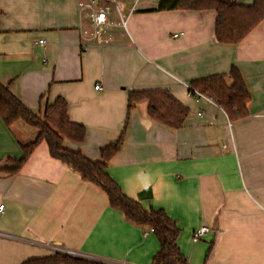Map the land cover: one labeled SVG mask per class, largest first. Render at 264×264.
<instances>
[{
	"label": "crops",
	"instance_id": "crops-1",
	"mask_svg": "<svg viewBox=\"0 0 264 264\" xmlns=\"http://www.w3.org/2000/svg\"><path fill=\"white\" fill-rule=\"evenodd\" d=\"M88 1L0 0V80L12 81L33 110L65 97L70 118L87 128L83 143L67 145L92 159L125 130L108 172L145 209L162 208L178 222L190 264H264V20L240 43H220L215 10L151 11L160 0H115L119 13L101 0L110 6L112 40L86 42L90 9L79 3ZM233 66L251 94L249 114L238 121L187 87ZM153 88L169 89L189 107L181 128L152 119L147 101L128 111L130 90ZM28 126L8 127L0 117V167L23 155ZM2 204L0 264H23L57 247L107 263L152 264L160 249L148 226L113 208L46 141L17 173L0 170ZM201 225L210 231L194 241Z\"/></svg>",
	"mask_w": 264,
	"mask_h": 264
},
{
	"label": "trees",
	"instance_id": "trees-1",
	"mask_svg": "<svg viewBox=\"0 0 264 264\" xmlns=\"http://www.w3.org/2000/svg\"><path fill=\"white\" fill-rule=\"evenodd\" d=\"M176 9L215 10L217 17L214 35L220 43H240L264 20V0H252L249 4L238 0H160L158 6L151 11ZM11 83L12 81L0 80V117L8 127L23 122L36 127L38 131L32 141L22 145L23 155L20 158L9 157L6 165L0 167V170L9 174L17 173L34 149L42 141H46L50 154L79 172L85 181L103 189L113 208L120 210L133 223L153 229L160 242V249L152 264H190L178 244L181 233L178 222L162 208L145 209L138 200L127 196L108 172L109 162L122 148L125 130L117 140L100 148L99 158L92 159L80 148L67 145L68 141L83 143L86 140L87 128L70 118L69 103L65 97L58 96L52 102L47 100L39 110H33L13 92ZM190 87L219 105L231 121H238L249 114L248 103L251 94L240 69L236 66H233L227 75L219 74L194 80ZM141 101H147L148 114L152 119L171 129L181 128L190 112L189 107L166 88L130 90L128 111ZM23 264L113 263L56 251L47 256L31 257Z\"/></svg>",
	"mask_w": 264,
	"mask_h": 264
},
{
	"label": "built area",
	"instance_id": "built-area-1",
	"mask_svg": "<svg viewBox=\"0 0 264 264\" xmlns=\"http://www.w3.org/2000/svg\"><path fill=\"white\" fill-rule=\"evenodd\" d=\"M112 2L115 3L116 9L120 13V9L118 4L115 2V0H112ZM80 9L83 11L85 8L90 9V30L88 29H83L82 34L83 38L86 40V42L91 41V40H98L101 43H108L112 40V34L108 32V29L111 25V22L109 21V10L110 6L109 5H102L101 0H89L88 2H80L79 3ZM36 43L38 44H44L45 40L41 39L38 40ZM86 48V44H85ZM101 86L98 84L96 85V88L99 89ZM187 87L189 88L190 93L196 97H207L203 94H201L198 91L192 90L190 87V84H187ZM208 98V97H207ZM209 99V98H208ZM211 100V99H209ZM212 101V100H211ZM4 205H0V209H3ZM153 231V229H151ZM210 231V227L207 225H201L199 228H197L194 233H193V240L198 241L201 238H203L208 232ZM3 233L0 232V235ZM147 234V232H146ZM57 251H62L69 253L71 255H80L77 252L73 250H65L62 248H56ZM83 256V255H81Z\"/></svg>",
	"mask_w": 264,
	"mask_h": 264
},
{
	"label": "rangeland",
	"instance_id": "rangeland-1",
	"mask_svg": "<svg viewBox=\"0 0 264 264\" xmlns=\"http://www.w3.org/2000/svg\"><path fill=\"white\" fill-rule=\"evenodd\" d=\"M113 10L116 11L117 9L113 7ZM28 128L29 129H28V132H27V136L24 139V141H28L27 143H29L30 141H32L36 137V134H37V131H38L36 127L28 126ZM19 133L21 135H23L21 132H19ZM27 137H29L28 140H27Z\"/></svg>",
	"mask_w": 264,
	"mask_h": 264
},
{
	"label": "water",
	"instance_id": "water-1",
	"mask_svg": "<svg viewBox=\"0 0 264 264\" xmlns=\"http://www.w3.org/2000/svg\"><path fill=\"white\" fill-rule=\"evenodd\" d=\"M149 192H150V188L144 190V191L141 192L138 196H139L140 199L147 198Z\"/></svg>",
	"mask_w": 264,
	"mask_h": 264
},
{
	"label": "clouds",
	"instance_id": "clouds-1",
	"mask_svg": "<svg viewBox=\"0 0 264 264\" xmlns=\"http://www.w3.org/2000/svg\"><path fill=\"white\" fill-rule=\"evenodd\" d=\"M142 175L145 176V178H147V174L146 173H141ZM145 187H147V184H145Z\"/></svg>",
	"mask_w": 264,
	"mask_h": 264
}]
</instances>
